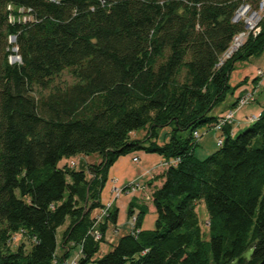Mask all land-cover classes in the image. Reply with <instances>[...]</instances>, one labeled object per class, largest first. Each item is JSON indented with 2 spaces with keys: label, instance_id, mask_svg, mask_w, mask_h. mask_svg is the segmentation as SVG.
<instances>
[{
  "label": "trees",
  "instance_id": "trees-1",
  "mask_svg": "<svg viewBox=\"0 0 264 264\" xmlns=\"http://www.w3.org/2000/svg\"><path fill=\"white\" fill-rule=\"evenodd\" d=\"M243 1L259 0H0V264H227L253 242L247 264L262 260L264 108L243 131L224 125L205 158L194 135L235 111L237 98L212 114L243 85L230 82L236 63L264 52L263 23L222 60ZM64 71L75 81L54 85ZM138 151L168 163L150 195L155 226L142 229L146 209L131 203L132 231L111 242L118 210L99 218L103 192L115 162ZM77 155L85 169L59 165ZM19 234L29 247L12 248Z\"/></svg>",
  "mask_w": 264,
  "mask_h": 264
},
{
  "label": "crops",
  "instance_id": "crops-1",
  "mask_svg": "<svg viewBox=\"0 0 264 264\" xmlns=\"http://www.w3.org/2000/svg\"><path fill=\"white\" fill-rule=\"evenodd\" d=\"M255 71V68L241 70L235 69L233 71L230 80L231 85L235 86L243 81L244 84L236 91L235 95L232 97V100L228 105H226L225 107H217L215 115L224 114L229 109V106L235 102L238 92H240L241 94L245 93L249 89H251V87L256 85L253 82L255 81V79H252V75ZM248 78L250 83L246 82V79ZM258 81L261 87L258 95L259 97L263 95L264 79ZM257 98L254 102L244 105L242 109L238 108L237 110H235L233 128L234 134L237 133V131H240L239 128H245L249 125L247 118L255 115L258 116L261 110L264 108L263 103L261 108L257 107V109L254 110L253 105L259 102ZM247 107H250V111H247ZM169 132L170 130L168 128L163 129L159 141H167L169 138ZM218 136L219 134H217V137ZM200 142L201 140L199 141V143ZM134 158H138V160L136 161L134 160ZM83 160L85 165L87 164V162H89V158L86 156H83ZM163 162L164 158L158 154L138 151L134 152L133 154L120 157L111 167L109 172V180L103 192V200H108L111 196H114V184L117 187H121V189H124L126 188L124 186L129 185L130 183H133L135 181H142L145 183L142 189L136 188L134 190H123L122 194L114 198L113 207L118 210V218L116 227L110 226L107 232V238L111 242H116L121 236L132 231L133 223L128 215V209L131 203H134V205H136V212H139V210H141L142 208L146 209V214L144 215L142 221V229L149 230L154 228L156 221L155 207L149 195H151L152 188L159 187L162 184V179L158 178L156 180V177L165 170L162 165ZM144 173H148L150 175L145 177ZM147 199H150V201H147Z\"/></svg>",
  "mask_w": 264,
  "mask_h": 264
},
{
  "label": "built area",
  "instance_id": "built-area-1",
  "mask_svg": "<svg viewBox=\"0 0 264 264\" xmlns=\"http://www.w3.org/2000/svg\"><path fill=\"white\" fill-rule=\"evenodd\" d=\"M25 9L21 8L19 9V12L22 13L24 12ZM28 11H30V9H28ZM13 20V18H11ZM24 19H26V17H24ZM232 21L234 23H241L243 24V30L238 32L234 38L233 41L230 45V47L228 48V50L225 52V54L223 55V61L227 58H230L235 52H237L244 44L245 42L248 40L249 37H257L261 30H262V24L264 23V0H259L257 5L254 7L252 6V4L250 2H246L243 1L242 4L238 7V9L236 10ZM9 43L12 45L11 49H10V54L8 56V60L10 64H16L19 65L22 63V59L21 56L18 52L17 46H16V37L14 35L9 36L8 39ZM252 79L255 80H261L264 79V70L263 69H256V71L253 73L252 75ZM257 86H260L259 81L257 82L256 85H254L253 87H251V89H249L247 92L245 93H240L238 92L236 98H237V107H242L246 104L252 103L256 100L257 97ZM234 110L228 111L227 113H225L222 118L219 120L218 123H216L215 126H213V130H215L216 132H222L223 126L226 124H234ZM256 118L255 116H250L248 119L249 120H254ZM205 132H208L206 129L204 130H200V131H195L194 135L196 137H201L202 134H204ZM223 139L221 137L217 138V144L221 145L222 144ZM134 160H138V158H134ZM168 163L167 162H163V166H167ZM126 188L129 187V189L134 190L136 189V186L132 183H130L129 185L125 186ZM139 188L142 189V187ZM124 189H120L117 190V192L115 193V195L113 197H118L120 194H122V191ZM113 197H110L108 200H103L104 204H105V208L101 209L99 211V218H103L106 213L107 210L109 208L112 207L113 205ZM136 220V217L133 216L131 218L132 223L134 224ZM71 264H76L75 261H72Z\"/></svg>",
  "mask_w": 264,
  "mask_h": 264
},
{
  "label": "rangeland",
  "instance_id": "rangeland-1",
  "mask_svg": "<svg viewBox=\"0 0 264 264\" xmlns=\"http://www.w3.org/2000/svg\"><path fill=\"white\" fill-rule=\"evenodd\" d=\"M248 68L249 69L250 68H252V69L255 68V70L258 69V68H260V69H263L264 70V52H263V54H261L258 57L253 56V57L249 58L248 60L238 61L236 63V68L235 69L241 70V69H248ZM246 80H245L246 82H249L250 83L249 78L246 79ZM74 81H75V79L71 75V73H69L68 71H64V72H62L59 76H57L54 79V85H57L59 87H64L66 85H69V84L73 83ZM246 82H245V84H246ZM260 88H261L260 86H257V88H256L257 91H258L257 97L259 95ZM48 92L49 91H44V94H47ZM232 97L233 96L228 95V97L226 98V100L224 102L220 103L219 106L225 107L226 105H228L229 102L232 100ZM257 100L259 102L255 103L253 105L254 106V110H256L257 107L261 108L262 105H263V103H264V89H263V95L262 96H259L257 98ZM217 107L218 106H216V108L213 110L212 114L215 113V111L217 110ZM242 107H237L235 110H237L238 108H241L242 109ZM247 111H250V107H247ZM239 129L241 131L245 130V128H242V127L239 128ZM143 134H144L143 132H139L138 133L139 136L140 135H143ZM217 134H219V133L216 132V131H214V130H209L208 132H205L204 135L200 138L201 142H200L199 146L196 148V155L199 158H205L208 154H211L212 152H214L215 150H217V148H218V146H217V138H218L217 137ZM69 160H74L77 163V166H76L77 170H83V169H85V164H84L83 156H81V155L74 156V157H72L70 159H65L64 158L59 163V165L60 166H63L65 163L69 162ZM149 175L150 174H148V173H144V176L145 177H147ZM132 184H134L136 186V188H139V185H140V187H142L145 183L142 182V181H135ZM113 188H114V191H113L114 194L113 195H115V193L117 192V190H119V188L121 189V187H117L115 184H114ZM111 197H113V196H111ZM114 198H116V197H113V200H114ZM147 201H150V199H147ZM196 211L198 213V216H199V219H200V223L202 225L203 230L205 232H208V227L206 225H207V221H208L209 216H208V212H207L206 205H205V203L203 201L202 202H199L197 204ZM65 227H66V225L62 226L59 229L58 236L60 238H61V233L65 229ZM22 237L23 236L20 235V234L17 235L16 242H14L12 248H14L17 243L25 240ZM25 241H26L27 247H29L28 241L27 240H25ZM109 249H110V246L108 244H102L101 250L103 252H107V251H109ZM73 254H74V252L72 253V256H73Z\"/></svg>",
  "mask_w": 264,
  "mask_h": 264
},
{
  "label": "water",
  "instance_id": "water-1",
  "mask_svg": "<svg viewBox=\"0 0 264 264\" xmlns=\"http://www.w3.org/2000/svg\"><path fill=\"white\" fill-rule=\"evenodd\" d=\"M256 244L255 242L251 243V245L240 255L235 257L233 260L228 262L227 264H247L251 261L253 254L255 252ZM258 264H264V255L262 260Z\"/></svg>",
  "mask_w": 264,
  "mask_h": 264
},
{
  "label": "bare ground",
  "instance_id": "bare-ground-1",
  "mask_svg": "<svg viewBox=\"0 0 264 264\" xmlns=\"http://www.w3.org/2000/svg\"><path fill=\"white\" fill-rule=\"evenodd\" d=\"M255 84L258 82L257 80L253 81Z\"/></svg>",
  "mask_w": 264,
  "mask_h": 264
}]
</instances>
